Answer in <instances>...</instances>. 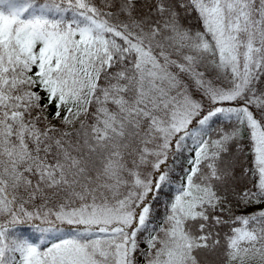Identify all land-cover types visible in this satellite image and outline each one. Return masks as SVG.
<instances>
[{
	"label": "snow or ice",
	"instance_id": "6c2138e0",
	"mask_svg": "<svg viewBox=\"0 0 264 264\" xmlns=\"http://www.w3.org/2000/svg\"><path fill=\"white\" fill-rule=\"evenodd\" d=\"M0 264H264V0H0Z\"/></svg>",
	"mask_w": 264,
	"mask_h": 264
},
{
	"label": "trees",
	"instance_id": "16d2710c",
	"mask_svg": "<svg viewBox=\"0 0 264 264\" xmlns=\"http://www.w3.org/2000/svg\"><path fill=\"white\" fill-rule=\"evenodd\" d=\"M253 210H254V209H251V208L248 209V211H253ZM26 234H28V235H32V233H31L30 231H27V230H26Z\"/></svg>",
	"mask_w": 264,
	"mask_h": 264
}]
</instances>
